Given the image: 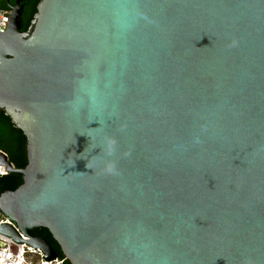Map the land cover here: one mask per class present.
Masks as SVG:
<instances>
[{"label": "water", "instance_id": "95a60500", "mask_svg": "<svg viewBox=\"0 0 264 264\" xmlns=\"http://www.w3.org/2000/svg\"><path fill=\"white\" fill-rule=\"evenodd\" d=\"M21 0L0 114L26 139L0 234L69 264H264V0Z\"/></svg>", "mask_w": 264, "mask_h": 264}, {"label": "trees", "instance_id": "16d2710c", "mask_svg": "<svg viewBox=\"0 0 264 264\" xmlns=\"http://www.w3.org/2000/svg\"><path fill=\"white\" fill-rule=\"evenodd\" d=\"M38 2L39 0H26L24 13L21 18V32L27 30L33 15L36 12ZM0 8H6L4 0H0ZM0 151L6 154L8 161L15 169H23L26 166V139L21 131L15 129L11 124L10 119L5 117L4 114H0ZM21 184L22 175L19 173L7 172L5 175H1L0 195L6 190L14 191ZM35 235H40L41 238L50 245L57 259L62 260L63 264H69L48 230L42 229L40 233L34 231L33 236Z\"/></svg>", "mask_w": 264, "mask_h": 264}, {"label": "built area", "instance_id": "2783aa9c", "mask_svg": "<svg viewBox=\"0 0 264 264\" xmlns=\"http://www.w3.org/2000/svg\"><path fill=\"white\" fill-rule=\"evenodd\" d=\"M10 10L0 8V32L4 33L7 26V18ZM7 170L0 166V176L5 175ZM0 224H7L13 228L20 239L28 240L16 226L0 214ZM0 264H63L60 259L45 261L42 252L37 248H32L26 243H16L9 236L0 234Z\"/></svg>", "mask_w": 264, "mask_h": 264}, {"label": "flooded vegetation", "instance_id": "af4514ba", "mask_svg": "<svg viewBox=\"0 0 264 264\" xmlns=\"http://www.w3.org/2000/svg\"><path fill=\"white\" fill-rule=\"evenodd\" d=\"M5 1H6V0H4V2H5ZM8 2H9L10 5H15L16 0H8ZM5 3H6V2H5ZM25 3H26V0H21L20 3H19V5L22 7L21 18H22V15H23V13H24V9H25L24 5H25ZM38 232L40 233L41 231H38ZM33 233H34V231H30V232H29V235H30L31 237H34V238H36V237H40V238H41L40 235H35V236H33Z\"/></svg>", "mask_w": 264, "mask_h": 264}]
</instances>
